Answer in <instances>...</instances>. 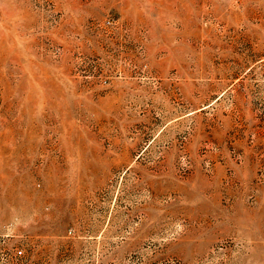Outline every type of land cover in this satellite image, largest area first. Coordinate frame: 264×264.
I'll use <instances>...</instances> for the list:
<instances>
[{"label":"rangeland","instance_id":"obj_1","mask_svg":"<svg viewBox=\"0 0 264 264\" xmlns=\"http://www.w3.org/2000/svg\"><path fill=\"white\" fill-rule=\"evenodd\" d=\"M0 264H264V0H0Z\"/></svg>","mask_w":264,"mask_h":264},{"label":"built area","instance_id":"obj_2","mask_svg":"<svg viewBox=\"0 0 264 264\" xmlns=\"http://www.w3.org/2000/svg\"><path fill=\"white\" fill-rule=\"evenodd\" d=\"M19 253H20V254H22V252H21V251H20Z\"/></svg>","mask_w":264,"mask_h":264}]
</instances>
